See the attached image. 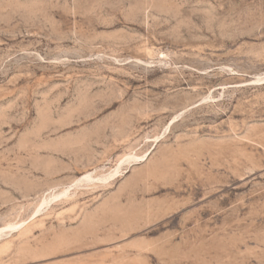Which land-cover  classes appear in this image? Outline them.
Listing matches in <instances>:
<instances>
[{
  "label": "rangeland",
  "instance_id": "1",
  "mask_svg": "<svg viewBox=\"0 0 264 264\" xmlns=\"http://www.w3.org/2000/svg\"><path fill=\"white\" fill-rule=\"evenodd\" d=\"M0 264H264V0H0Z\"/></svg>",
  "mask_w": 264,
  "mask_h": 264
},
{
  "label": "bare ground",
  "instance_id": "2",
  "mask_svg": "<svg viewBox=\"0 0 264 264\" xmlns=\"http://www.w3.org/2000/svg\"><path fill=\"white\" fill-rule=\"evenodd\" d=\"M119 173V170H118V168H116V169H114L113 171H112V173L110 174V177H112V176H115V175H117ZM87 178V177H86ZM104 178V177H103ZM19 226V225H18ZM8 227H10V226H8Z\"/></svg>",
  "mask_w": 264,
  "mask_h": 264
}]
</instances>
